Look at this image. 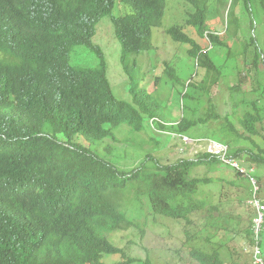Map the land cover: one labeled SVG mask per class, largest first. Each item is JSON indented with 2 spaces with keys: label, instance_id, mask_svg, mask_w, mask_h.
Here are the masks:
<instances>
[{
  "label": "trees",
  "instance_id": "16d2710c",
  "mask_svg": "<svg viewBox=\"0 0 264 264\" xmlns=\"http://www.w3.org/2000/svg\"><path fill=\"white\" fill-rule=\"evenodd\" d=\"M183 2L188 8L185 23L171 26L166 33L186 47L196 64L195 75L185 85V101L189 107L190 101H197L198 109L205 107L207 112L196 120L184 112L179 122L165 127L171 119L162 113L161 101L153 93L132 87L131 102L115 97L104 54L93 39L100 21L110 18L129 74L130 57L156 49L154 32L163 25L168 0H0V264H105L106 254L120 256L118 264H135L137 260L109 236L140 228L135 220L150 214L146 200L153 218L184 221L187 236L192 215L220 209L200 190L213 180L193 173L200 166L225 165L219 159L201 152L196 159L165 164L162 156L148 153L138 166L124 170L117 167L113 145H105L111 162L80 142H117L114 130L121 125L159 143L140 123L148 120L154 134L156 128L187 135L197 126L218 122L208 127L210 137H199L228 145L245 172L229 170L236 179L250 178L249 170H256L251 178L259 185L257 195L264 193V80L259 68L264 53L257 37L250 34L257 31L256 18L264 13V0ZM117 8L131 12L115 16ZM218 19L225 24L223 36L210 30L209 22ZM237 45L236 54L232 47ZM81 46L98 55L97 67L72 65L71 55ZM230 70L239 77L232 92L241 91L240 85L249 80L257 84L254 91L263 92L259 99L239 104L247 111L238 118L244 134L228 117L223 122L225 118L207 100ZM164 77L173 84L180 80L170 62L155 78V86ZM193 110L197 113V108ZM180 145L185 146L182 140ZM133 203L135 216L127 212ZM248 235L254 245L255 233ZM263 235L264 224L259 245ZM193 238L188 236L185 244L194 260L224 264L222 244L213 246V237L207 236L203 241L210 245H197L196 234ZM141 263L151 264L149 259Z\"/></svg>",
  "mask_w": 264,
  "mask_h": 264
},
{
  "label": "rangeland",
  "instance_id": "374dc122",
  "mask_svg": "<svg viewBox=\"0 0 264 264\" xmlns=\"http://www.w3.org/2000/svg\"><path fill=\"white\" fill-rule=\"evenodd\" d=\"M187 9V5L183 0H168L163 26L154 32L153 44L156 49L142 53L138 57H130L128 62L129 74L124 71V64L121 61L122 47L116 39L115 29L110 18H104L100 21L93 39V44L98 45L104 54L108 66V77L115 97L119 101L131 102L130 88H144L160 99L159 101L163 106L160 107L162 113L170 117L171 123L179 122L184 112L186 115H190L193 120L207 112V110H204L205 107L204 109L201 107L198 109L199 106L197 107L195 104L197 101H190L191 107L185 101L183 97L186 92L185 89H187L185 85L187 86L192 76L195 75L196 64L188 56L186 47L173 42L166 33V30L172 25H183L185 23ZM127 11L128 13L131 12L129 8H126ZM120 12L126 13L124 8L121 10L117 8L114 15L118 16L121 14ZM257 15V31L255 33L251 31L250 34L257 37L264 53V13L260 12ZM209 26L212 31L218 32L220 35L223 34L225 24L220 19L209 22ZM191 34L200 44L206 48L208 47V50L212 49L206 41L198 38L194 33ZM237 46L232 47L233 53L237 54L239 52V45ZM218 52L221 54L222 50L219 49ZM239 61L243 62L242 59ZM99 62L100 59L97 54L85 46L75 48L71 55L73 66L94 68L97 67ZM168 62L176 67L180 78L179 82L173 84L164 77L160 86H155V78L164 73ZM241 65L239 68L243 71V64ZM259 68L263 74L260 75V78L262 77L264 80V57ZM238 80L237 72L228 71L221 83L213 89L211 99L208 98L207 100L225 118L223 122L227 121L226 117H228L234 123L236 129L244 134L245 132H243L238 118L242 117L247 111H245L244 104L241 106L239 104L243 103V100L249 102L259 99L263 92L257 93L254 91L257 84H254V81L251 80L240 85L241 91L232 92L231 88L238 84ZM261 84L264 85V81ZM196 108L197 113L193 110ZM189 110H192V112ZM129 111L134 113L135 109L130 107ZM217 123L212 122L207 126H197L191 129L187 135L189 137H199V135L210 137L208 127L216 126ZM139 127L149 137L158 139L160 142H153L126 125H121L114 130V134L118 139L117 142H113L111 139H106L101 143H88L84 140H80V142H85L93 153L107 161H111V157L106 151L105 145H113L116 148L114 155L118 156L117 167L124 170H130L138 166L148 153H153L157 157L162 156L160 159L165 164L174 163L182 158L196 159L200 156L194 154L196 148L189 143L184 147L188 150V153L181 152L180 142L174 139L173 136L175 131L170 130L171 132H169V129H165L168 133H164L153 126L154 130L158 131L154 134L150 129L151 126L148 125V120L140 123ZM185 140L186 142L189 141L188 139ZM249 172L251 178L257 171L251 169ZM193 173L200 178H211L213 180L209 185L201 187L200 190H204V193L208 194V202L221 206L219 210H212V212L206 210L192 215V223L187 225L189 226L188 236L192 237L193 241V236L196 234L198 237L196 244L203 246L210 245V243L203 241L207 236L213 237V246L223 245L224 264H254L252 253L254 245L250 243L248 233L252 234L254 232L257 239L264 224V216L261 214V212H264V193H261L260 196L257 195L260 193L257 181L251 178L252 190L254 188V194L251 197L249 176L236 179V173L223 165L200 166ZM233 181H235L234 185L231 184ZM262 190L264 191V188ZM202 198L203 195L199 193V199ZM219 201H222V203H218ZM136 206L133 203L130 211H127L128 215L135 216L134 207ZM144 206L150 214L147 217L142 216L135 220L140 228L117 232L110 235L109 239L113 240L115 245L123 247L128 255L135 258L137 260L135 264H142L141 261L145 262L147 259L151 264H201L191 257L190 246L185 244L188 237L185 222L160 216L153 218L147 200ZM209 248L210 246L203 249L208 250ZM261 249L264 254V235ZM102 261L105 264H118L121 258L118 255L106 254Z\"/></svg>",
  "mask_w": 264,
  "mask_h": 264
},
{
  "label": "clouds",
  "instance_id": "9594fccd",
  "mask_svg": "<svg viewBox=\"0 0 264 264\" xmlns=\"http://www.w3.org/2000/svg\"><path fill=\"white\" fill-rule=\"evenodd\" d=\"M125 12H126V9H125ZM122 13V12H121ZM126 13H128V11L126 12ZM225 17L227 18V14L225 13ZM179 25V24H178ZM163 26V25H162ZM172 26H174V25H172ZM170 28V27H169ZM160 29V28H159ZM211 30V29H210ZM212 31V30H211ZM98 56V55H97ZM142 89H144V88H142ZM147 91V90H146ZM150 93V92H149ZM155 120V119H154ZM174 125V123H167L166 124V126L165 127H170V126H173ZM169 132H171V131H169ZM164 133H168V131L167 132H164ZM173 136H174V139H176V140H178L179 142L182 140L183 142H184V144L186 145L187 144V142H186V140H185V138L186 139H188L189 141L190 140H194V141H198V144H199V147H195L196 149H195V152L196 153H194V152H192V153H194V154H198V153H205V154H208V155H210L212 158H215V159H219V161L221 162V163H224L225 165H223V166H225L226 168H228V169H236V170H241L242 172H245V167H242V166H240V163H241V161H239V160H237V159H234L233 158V156L230 154V147L228 146V145H226V144H223V143H221L220 141H218V140H213V139H211V138H203V137H189L188 135H184V134H178L177 132H174L173 133ZM188 141V142H189ZM210 141H212V142H216V143H218V144H222V145H224V146H226L227 148H228V151H227V153H226V156L224 155V156H218V155H213V154H211V153H209V152H207L206 151V149H205V147H206V145H207V143L208 142H210ZM185 146H181V152H185V153H188V150L187 149H185L184 148ZM182 149H184V151H182ZM190 154V153H189ZM237 162V164L239 165L238 167H234V166H232L229 162ZM261 214H262V216H264V213H262L261 212ZM264 219V218H263ZM259 235H258V237H257V239H256V243L254 244V247H253V249H252V253H253V263L255 264V254H256V250L257 249H259V251H260V258L264 261V254H263V251H262V249H261V245H259Z\"/></svg>",
  "mask_w": 264,
  "mask_h": 264
},
{
  "label": "built area",
  "instance_id": "2783aa9c",
  "mask_svg": "<svg viewBox=\"0 0 264 264\" xmlns=\"http://www.w3.org/2000/svg\"><path fill=\"white\" fill-rule=\"evenodd\" d=\"M186 139V138H185ZM190 145L193 147H199L198 141L190 140L189 142L187 141ZM206 151L213 154V155H218V156H226V153L228 151V148L222 144H218L216 142H208L206 147ZM232 166L238 167L239 165L237 162H229ZM260 251L259 249L256 250L255 254V264H264V261L260 258Z\"/></svg>",
  "mask_w": 264,
  "mask_h": 264
}]
</instances>
